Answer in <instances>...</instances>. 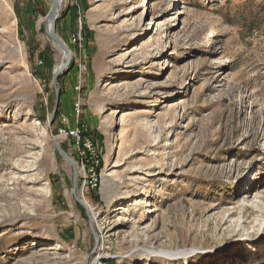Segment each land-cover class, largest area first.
Wrapping results in <instances>:
<instances>
[{"label": "rangeland", "instance_id": "obj_1", "mask_svg": "<svg viewBox=\"0 0 264 264\" xmlns=\"http://www.w3.org/2000/svg\"><path fill=\"white\" fill-rule=\"evenodd\" d=\"M52 5L0 0V264H264V0H63L54 123Z\"/></svg>", "mask_w": 264, "mask_h": 264}, {"label": "water", "instance_id": "obj_2", "mask_svg": "<svg viewBox=\"0 0 264 264\" xmlns=\"http://www.w3.org/2000/svg\"><path fill=\"white\" fill-rule=\"evenodd\" d=\"M61 2L62 0H53V5L52 8L49 12L48 15V19H50L51 21V26L50 28H48V34L51 36V38L58 43L62 49L66 52L67 54V62L66 64H63L57 71H56V75L54 77V85L56 86L57 89V99H58V108L55 110V112L53 113L52 116V122L54 123L56 118H57V114H58V110H59V106H60V102H61V92L60 89L58 88V81H59V77L61 75V73L64 71L65 67L67 66V64L71 61L73 55H72V51L71 49L67 46V44L63 41V39L59 36L58 32H57V22L59 19V12L61 9ZM54 145L55 147L58 149V151L61 153V155L66 158L69 162H71V164L75 167L76 170V162L73 159V157H71V155L65 151L63 149V147L61 146L60 142L55 139L54 140ZM80 203H82L84 206H86V204L83 202V200L78 199Z\"/></svg>", "mask_w": 264, "mask_h": 264}, {"label": "built area", "instance_id": "obj_3", "mask_svg": "<svg viewBox=\"0 0 264 264\" xmlns=\"http://www.w3.org/2000/svg\"><path fill=\"white\" fill-rule=\"evenodd\" d=\"M75 109L77 110V112L80 113L81 110V103L80 101L75 103ZM62 121L65 122L66 119L65 117L62 118ZM85 131V129H81L80 127H76L73 129H61L60 132L61 134L67 135L73 139H75L76 142V146L79 149H82V154L85 155L86 153H88L90 155V164H88L89 167V172L92 175H97L98 174V167L101 163V157H100V153L98 151L97 145L95 143V141L90 138V137H85L83 136V132ZM95 181L93 183V185H97V178L93 177L92 181Z\"/></svg>", "mask_w": 264, "mask_h": 264}, {"label": "bare ground", "instance_id": "obj_4", "mask_svg": "<svg viewBox=\"0 0 264 264\" xmlns=\"http://www.w3.org/2000/svg\"><path fill=\"white\" fill-rule=\"evenodd\" d=\"M62 2H63V0H62ZM62 2H61V6H62ZM136 9V8H135ZM47 26H48V28H50V26H51V21H50V19H48L47 18ZM66 55V57H67V54H65ZM63 64H61V66H62ZM60 66V67H61ZM114 113V116L112 117V123L109 125V127H112L113 125H114V123H115V121H116V119H115V112H113ZM138 199V198H137ZM83 202L86 204V206L88 207V210H89V213H90V215H91V217L92 218H95L96 217V212H95V209L92 207V205L84 198V200H83ZM144 202H143V200H138L137 202H136V204H143ZM241 207H242V210H243V212H242V214H244V216H247L248 215V217H250V218H252L251 216L252 215H254V213H255V210L257 209L256 207H253L252 205H250V204H242L241 205ZM120 209V207L118 208V210ZM235 214H237L236 213V211H234V210H231L230 212H229V216H233V215H235ZM223 220H222V225H225V226H227V223H228V220H227V218H222ZM255 219L254 218H252L251 220H250V222H255L254 221ZM129 221H131V220H129ZM236 232H239V230H236ZM109 233V232H108ZM226 235V234H225ZM152 248H154V247H151V249ZM155 249V248H154ZM103 252H106V250H103ZM152 252H153V250H152ZM101 253V252H100ZM164 254L168 257V258H172V260L173 259H175L179 254H180V251L179 250H177V249H169V250H167L166 252H164ZM100 256V255H99ZM97 259L99 260V262H102V258L101 257H97ZM96 259V260H97ZM188 260V262H189V260H190V258H188L187 259ZM92 264H95L94 262L92 263Z\"/></svg>", "mask_w": 264, "mask_h": 264}, {"label": "trees", "instance_id": "obj_5", "mask_svg": "<svg viewBox=\"0 0 264 264\" xmlns=\"http://www.w3.org/2000/svg\"><path fill=\"white\" fill-rule=\"evenodd\" d=\"M98 185V184H97Z\"/></svg>", "mask_w": 264, "mask_h": 264}]
</instances>
